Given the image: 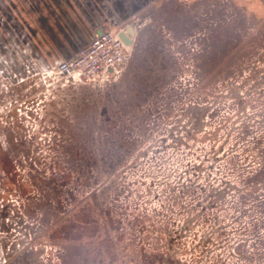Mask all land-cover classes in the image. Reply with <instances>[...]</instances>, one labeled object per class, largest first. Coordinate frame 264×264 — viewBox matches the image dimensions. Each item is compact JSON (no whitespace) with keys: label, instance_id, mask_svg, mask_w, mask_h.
Wrapping results in <instances>:
<instances>
[{"label":"rangeland","instance_id":"374dc122","mask_svg":"<svg viewBox=\"0 0 264 264\" xmlns=\"http://www.w3.org/2000/svg\"><path fill=\"white\" fill-rule=\"evenodd\" d=\"M98 1L104 28H138L118 80L0 66V264H157L169 249L182 264H264V0ZM200 162L187 176L209 200L175 210L176 175ZM139 212L156 219L144 228Z\"/></svg>","mask_w":264,"mask_h":264},{"label":"crops","instance_id":"0c3cea01","mask_svg":"<svg viewBox=\"0 0 264 264\" xmlns=\"http://www.w3.org/2000/svg\"><path fill=\"white\" fill-rule=\"evenodd\" d=\"M112 1L120 4L123 1L136 0ZM98 2V0H0V66L10 65L12 62L21 60L24 62L22 64L25 65L26 61L32 65H47L49 61L57 60L55 58L58 55L49 53L51 58H47L44 53H34L35 51L81 48L88 42L87 39H81V34L98 33L99 29L106 25V20L101 22L100 18L111 19V16L107 15L104 9L103 13L96 14ZM80 9L86 14L87 20L85 22H81V15L77 14ZM54 14H56L55 19ZM52 19L54 20L52 21ZM5 21H7L6 24H4ZM38 22L39 27L43 28H39V31L35 28L32 29L31 27L37 26ZM49 23H51V27H48ZM55 23L56 28L52 27L55 26ZM81 23L87 25L83 30H81ZM36 33L60 36L50 37V39H42L40 36L37 37L38 42L34 41L36 44L33 45L31 35ZM8 50L11 51L9 54L7 53ZM22 50L23 54L20 53ZM18 55H22V57H18Z\"/></svg>","mask_w":264,"mask_h":264},{"label":"built area","instance_id":"2783aa9c","mask_svg":"<svg viewBox=\"0 0 264 264\" xmlns=\"http://www.w3.org/2000/svg\"><path fill=\"white\" fill-rule=\"evenodd\" d=\"M122 30L123 27L102 28L88 45L72 56L50 62L42 72L45 82L108 84L118 80L132 52V46H128L120 36Z\"/></svg>","mask_w":264,"mask_h":264},{"label":"trees","instance_id":"16d2710c","mask_svg":"<svg viewBox=\"0 0 264 264\" xmlns=\"http://www.w3.org/2000/svg\"><path fill=\"white\" fill-rule=\"evenodd\" d=\"M182 157H180L181 159ZM178 161H183V160H178ZM108 163V162H107ZM113 162H110L108 164L109 168H112L114 165ZM190 170H184V174H179L176 175V178L174 179V181L176 182V184L171 188L172 189V194L170 193L169 198L172 201L173 208L175 207V210L181 211L183 208L187 207L188 205L193 204L194 201H199L196 205L202 204L201 202H203L204 200H209L207 195L206 196H200L198 194H196V191H198L199 189H205L207 187H210V184H203L197 181L198 178H193L192 177H188L187 174L191 173V171H193L192 175H195L197 173L196 169H199V173L196 174L198 176L202 175V162H200V164L197 163H192L189 164ZM195 172V173H194ZM218 192L215 193V196ZM175 197V198H174ZM202 199V200H201ZM219 199V198H218ZM205 205V204H203ZM167 207V205H165ZM168 209H170L169 207H167ZM142 212H139L136 214V217L138 218V220L143 224V227L145 228L146 222L147 220H155L156 217H153L154 215H149L150 217H148V215L143 214ZM213 217V219L211 220V222L213 221V225L217 222V215H211ZM1 217H3V215H1ZM3 219V218H2ZM188 220L189 216H188ZM148 225L152 226L153 228L155 227V223H149ZM185 226H187L185 219L183 220V218L178 222L177 224V230L179 231H184L185 229L187 230V228H185ZM162 227L159 226L158 229H161ZM216 229H213L212 234L215 233ZM158 233V231H157ZM150 235V234H149ZM144 241V240H143ZM170 241V240H169ZM207 241H211V238L209 240H204V242L206 243ZM147 242H151L150 240H147ZM168 244V243H167ZM172 247V245H171ZM174 248V247H172ZM175 249V248H174ZM176 250V249H175ZM174 253H176V251H174ZM171 252V250L169 249L168 252H163V251H158V253H153V257L156 259L157 264H182L180 263L179 259L176 257V255ZM177 254V253H176ZM158 255V256H157ZM184 264V263H183Z\"/></svg>","mask_w":264,"mask_h":264},{"label":"water","instance_id":"95a60500","mask_svg":"<svg viewBox=\"0 0 264 264\" xmlns=\"http://www.w3.org/2000/svg\"><path fill=\"white\" fill-rule=\"evenodd\" d=\"M135 27H136V25L134 23H131V24L127 25L125 27V30H122L120 33V36L122 37L124 42L129 46L134 43V39H135V36L137 34L138 28H135ZM98 32L100 33L101 30L99 29Z\"/></svg>","mask_w":264,"mask_h":264}]
</instances>
